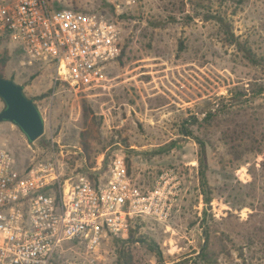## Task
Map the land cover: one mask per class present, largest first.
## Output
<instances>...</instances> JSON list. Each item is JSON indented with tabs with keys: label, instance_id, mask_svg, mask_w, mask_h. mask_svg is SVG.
<instances>
[{
	"label": "rangeland",
	"instance_id": "374dc122",
	"mask_svg": "<svg viewBox=\"0 0 264 264\" xmlns=\"http://www.w3.org/2000/svg\"><path fill=\"white\" fill-rule=\"evenodd\" d=\"M53 5L118 24L122 54L109 65L104 88H54L52 65L25 62L18 47L0 35V74L23 86L45 122L44 134L30 142L18 125L0 121V144L12 150L17 169L26 173L56 158L61 184L81 175L103 183L122 157L137 185L152 188L171 169L183 190L168 223L136 218L127 237H113L96 252L66 242L50 264H124L126 256L134 264H157L154 245L173 264L199 254L207 241L205 228L212 231L219 264H264V231L253 237L255 224L264 228V94L252 97L264 86V0H135L131 5L54 0ZM227 23L259 64L229 43ZM235 87L248 92L245 101L229 112L220 110ZM4 108L0 97V113ZM249 117L259 149L247 152L248 162L231 163L224 131ZM203 172L213 195L210 205L202 193ZM256 212L259 216L252 217ZM130 231L133 240L124 243Z\"/></svg>",
	"mask_w": 264,
	"mask_h": 264
},
{
	"label": "built area",
	"instance_id": "2783aa9c",
	"mask_svg": "<svg viewBox=\"0 0 264 264\" xmlns=\"http://www.w3.org/2000/svg\"><path fill=\"white\" fill-rule=\"evenodd\" d=\"M53 4L0 0V35L25 62L52 65L54 88H104L109 65L122 54L120 27L104 16ZM61 177L56 158L20 172L12 150L0 144V264H50L70 241L99 251L111 238L127 237L133 217L168 223L183 190L171 169L152 188L137 185L122 157L103 183L81 175L61 184Z\"/></svg>",
	"mask_w": 264,
	"mask_h": 264
},
{
	"label": "trees",
	"instance_id": "16d2710c",
	"mask_svg": "<svg viewBox=\"0 0 264 264\" xmlns=\"http://www.w3.org/2000/svg\"><path fill=\"white\" fill-rule=\"evenodd\" d=\"M74 9V8H73ZM224 19L220 18L219 21L224 24L225 22L223 21ZM228 25L227 27V32H230V38H229V43L236 45L237 47H240L243 51H246L248 53H246V57L253 63H258L256 62L258 60H256V55L253 53V51L251 50V48L247 49L242 47V44L238 41V39L235 37L234 32H232L230 29V24H226ZM232 27V26H231ZM121 57V56H120ZM119 57V58H120ZM118 58V59H119ZM0 76H2L0 74ZM3 77V76H2ZM254 94L252 95L253 98H257L260 97L264 94V86L259 85L258 88L256 90H254L253 92ZM248 95V92H246V90H239V88L235 87L230 89V97H224V103L220 106V110L224 111V112H229L233 107L236 106V104L240 105V102H244L245 100V96ZM31 99V98H30ZM33 100V99H32ZM211 113V112H209ZM208 113V114H209ZM212 114H209V117L207 120H209L212 116ZM244 115H247V112H244ZM252 119L251 117H249L248 119H244V121L239 122L234 120L233 126L228 127L225 131H224V140L228 145V154L232 156L231 158V163L232 161H237V163L239 164L241 161H245L248 162L249 161V157L247 155V152L249 151L250 153H254L253 151L259 149V147L256 145L257 143V136H256V130H255V125L251 122ZM0 121H4L1 118L0 115ZM14 123V122H13ZM191 134V133H190ZM251 141H254V144L251 143V145L249 144ZM167 145L168 146H171ZM204 153V151L202 152ZM257 152H255L256 154ZM200 162H203V157L199 158ZM95 184H98V181H95ZM201 188H202V193L204 195V200L205 203H207L208 205L211 204L212 200H213V195L211 193V187L209 185V182L207 180V178L205 177V173L203 172L202 174V180H201ZM252 207L255 208L254 205H252ZM256 210V209H254ZM252 217L254 216H259V212H256L255 214L251 215ZM136 218L139 217H133L131 218V222L134 221ZM264 231L263 226H257V224H255L254 230H253V237H256L258 235H260L262 232ZM212 231L208 228L204 229V236L206 241V245H204L203 247H201L202 251L196 255V256H185L184 259L175 262L173 264H219L218 263V256L219 253H217V251L213 250V236L211 235ZM134 237V232L130 231V235L128 237V239L124 240V243H127L131 240H133ZM252 236H250L251 238ZM117 238V237H114ZM248 238V236H247ZM249 239V238H248ZM250 241V240H249ZM151 251L155 252L158 258V262L157 264H167V262L165 261L163 254H162V250L160 249V247L158 245H154L150 248ZM124 264H134L133 262V257L132 256H126L125 260H124Z\"/></svg>",
	"mask_w": 264,
	"mask_h": 264
},
{
	"label": "water",
	"instance_id": "95a60500",
	"mask_svg": "<svg viewBox=\"0 0 264 264\" xmlns=\"http://www.w3.org/2000/svg\"><path fill=\"white\" fill-rule=\"evenodd\" d=\"M0 97L5 102V108L0 113L3 120L18 125L30 142H35L44 134V119L34 101L24 93L22 85L0 76Z\"/></svg>",
	"mask_w": 264,
	"mask_h": 264
}]
</instances>
